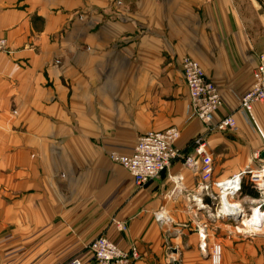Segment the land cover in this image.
<instances>
[{
    "label": "crops",
    "instance_id": "obj_1",
    "mask_svg": "<svg viewBox=\"0 0 264 264\" xmlns=\"http://www.w3.org/2000/svg\"><path fill=\"white\" fill-rule=\"evenodd\" d=\"M0 38V264H95L99 236L137 247L135 264H212L215 244L221 264H264V235H227L198 169L176 161L138 187L111 160L176 127L196 160L205 137L214 182L261 172L264 104L249 114L241 99L264 56V0H0ZM186 57L221 92L213 126L232 116L235 130L193 115Z\"/></svg>",
    "mask_w": 264,
    "mask_h": 264
},
{
    "label": "built area",
    "instance_id": "obj_2",
    "mask_svg": "<svg viewBox=\"0 0 264 264\" xmlns=\"http://www.w3.org/2000/svg\"><path fill=\"white\" fill-rule=\"evenodd\" d=\"M8 48L7 39L0 38V53L6 52ZM181 70L189 91L193 115L207 127L208 131L226 132L235 130L237 124L232 116L223 118L213 126L215 115L223 106V100L218 86L206 76L200 63L186 57L181 61ZM255 103L264 104V56L253 74L252 88L241 99L242 109L249 114ZM180 137V130L176 127L164 131H151L138 140L131 156L112 155L111 160L127 170L138 187L147 185L166 172L174 162L183 160L189 168L200 171L203 183L202 194L213 202L220 198L221 203L224 197L233 199L240 195L244 178L246 175H251V181L255 189L261 194L260 200L255 201L254 204L259 209L263 208L264 176L261 177L262 171L247 170L227 181L214 182V158L208 151L205 137H200L194 142V155L198 160L193 156L183 155L177 147ZM256 158L259 159L260 156L257 155ZM200 203H203V200ZM240 214L242 218L246 216L244 207H242ZM217 215L220 218L224 214L219 211ZM156 219L161 226L169 222L162 211L156 213ZM241 226V228L236 227V231L230 232V235L235 234L239 238H249L263 231L261 225L257 229H251L242 221ZM205 231V229H199L198 231L202 249L207 248ZM88 254L91 255L95 264H135L140 259L137 247H120L106 236L95 238L88 247ZM210 256L212 264H221L222 246L220 244L213 245ZM70 264H83V259L76 258Z\"/></svg>",
    "mask_w": 264,
    "mask_h": 264
},
{
    "label": "rangeland",
    "instance_id": "obj_3",
    "mask_svg": "<svg viewBox=\"0 0 264 264\" xmlns=\"http://www.w3.org/2000/svg\"><path fill=\"white\" fill-rule=\"evenodd\" d=\"M261 171H262L261 177H263L264 176V166L262 167ZM244 181H248V183H251L252 185H254L251 181V175H246V177L244 178ZM241 201L244 203L243 205L245 206L246 216L244 218H241V220L238 222H234L232 220L225 221V223H230L229 224L230 226H228L227 228L228 229L226 232L227 235H230V232L236 231V227L241 228L242 221L247 227L251 229H257L259 225L263 227L262 229L263 231L260 234L252 235L250 236V238H253L254 236H257V235H264V204H263V208L259 209L257 208L256 204L249 202V200H242V197L237 198L235 202H238L241 204ZM221 207H222L221 199L218 198V200H216L215 206L213 207L214 212L218 213L221 210Z\"/></svg>",
    "mask_w": 264,
    "mask_h": 264
},
{
    "label": "bare ground",
    "instance_id": "obj_4",
    "mask_svg": "<svg viewBox=\"0 0 264 264\" xmlns=\"http://www.w3.org/2000/svg\"><path fill=\"white\" fill-rule=\"evenodd\" d=\"M242 205L238 202L231 201L227 197H224L222 200V207L220 212L222 214H233L238 215L241 213Z\"/></svg>",
    "mask_w": 264,
    "mask_h": 264
},
{
    "label": "trees",
    "instance_id": "obj_5",
    "mask_svg": "<svg viewBox=\"0 0 264 264\" xmlns=\"http://www.w3.org/2000/svg\"><path fill=\"white\" fill-rule=\"evenodd\" d=\"M259 193L255 189L254 185L251 183H248V181H243V186H242V192H241V197H251L253 199H258L259 198Z\"/></svg>",
    "mask_w": 264,
    "mask_h": 264
},
{
    "label": "water",
    "instance_id": "obj_6",
    "mask_svg": "<svg viewBox=\"0 0 264 264\" xmlns=\"http://www.w3.org/2000/svg\"><path fill=\"white\" fill-rule=\"evenodd\" d=\"M222 218L225 220H232L234 222H238L241 220L242 215L241 214H238V215L227 214V215H223Z\"/></svg>",
    "mask_w": 264,
    "mask_h": 264
}]
</instances>
